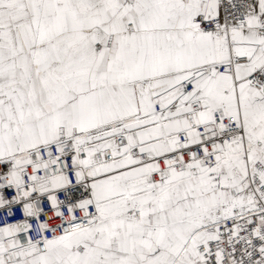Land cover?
<instances>
[{
	"label": "snow or ice",
	"instance_id": "6c2138e0",
	"mask_svg": "<svg viewBox=\"0 0 264 264\" xmlns=\"http://www.w3.org/2000/svg\"><path fill=\"white\" fill-rule=\"evenodd\" d=\"M0 264H264V0H0Z\"/></svg>",
	"mask_w": 264,
	"mask_h": 264
}]
</instances>
